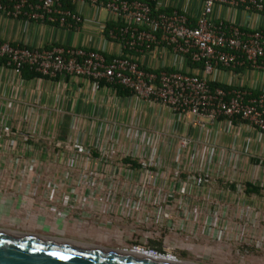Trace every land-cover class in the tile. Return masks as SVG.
Here are the masks:
<instances>
[{"label": "built area", "instance_id": "1", "mask_svg": "<svg viewBox=\"0 0 264 264\" xmlns=\"http://www.w3.org/2000/svg\"><path fill=\"white\" fill-rule=\"evenodd\" d=\"M194 1L197 11L190 15L172 0H0V14L5 17L57 20L60 26L74 29L82 22L80 13L64 8L62 2L74 7L87 5L95 11L103 9L110 17L105 37L120 49L117 54L106 55L91 48L29 47L0 39L1 64L18 75L27 66L49 78L83 76L94 90L120 85L146 102L168 107L173 114L188 113L208 121L223 118L228 125L246 122L264 134V95H251L240 87L212 86L210 77L222 69L264 70V28L242 26L214 15L215 7L260 14L264 0ZM163 53L199 64V72L152 67L144 61L149 54ZM10 125L9 120H0V193L15 192L21 205L31 204L60 217L77 213L84 218L91 211L114 215L127 220L132 231L140 229L142 233V241L123 248L150 257L180 260L174 252L176 245L166 244L161 232L163 227L173 229L170 221L174 217L181 220L182 230L188 222L197 220L199 210L189 206L188 187L198 190L203 184L201 173L197 177L194 174L190 158L183 164L186 173L182 178V161L175 156L171 180L164 186L155 182L157 173L146 168L145 161L155 158V148L148 153L117 154L107 143L61 139L55 132L38 133L32 125L12 136ZM31 139L47 141L67 152L36 154L29 152L31 147L18 152L16 145L27 148ZM189 143L188 138L180 140L182 148ZM92 147H96L97 157L92 156ZM124 157L135 159L139 167L132 168L123 162ZM116 158L121 159L115 163ZM165 177L162 173L161 179ZM202 201L211 216L204 232L214 230L219 238L228 228L227 204L218 208L217 204L223 202ZM239 214L236 212L235 217ZM218 216L221 224L215 223ZM154 236H161V245L148 243ZM261 240H253V245L259 247Z\"/></svg>", "mask_w": 264, "mask_h": 264}, {"label": "crops", "instance_id": "2", "mask_svg": "<svg viewBox=\"0 0 264 264\" xmlns=\"http://www.w3.org/2000/svg\"><path fill=\"white\" fill-rule=\"evenodd\" d=\"M172 2L190 15L197 11V1ZM74 9L82 18L77 29L0 14V39L29 47H84L106 55L117 54L119 46L108 40L103 31L110 23L108 13L87 5H77ZM214 15L242 26L264 28V14L215 7ZM144 61L152 67L163 65L188 73L199 72L197 65L170 53L149 54ZM210 77L214 83L240 87L251 95H264V70L222 69ZM5 119L22 129L32 125L38 133L55 132L61 139H79L91 144L101 141L112 146L117 154L148 153L155 148V156L165 164L169 162L165 171H170L173 166L170 163L178 155L182 161L181 174L186 173L183 164L189 162L188 158L193 172L195 169L225 174L231 170L238 175L242 171V175L255 177L264 174V134L246 122L234 121L228 125L223 118L208 121L188 113L176 115L168 107L146 102L132 93L120 95L114 89L94 90L83 76L24 78L0 63V120ZM182 138L190 140L187 148H182ZM166 181L164 186L168 185ZM248 181L256 183L252 179ZM188 191L189 206L195 205L199 210L197 220L188 222L182 230L179 229L181 220L174 217L170 221L173 229L163 227L161 232L166 244L176 245L174 252L180 260L195 264H264V218L235 217L227 211L228 228L217 238L214 230L204 232L211 219L209 207L194 199V192L207 190H194L190 186ZM224 203L230 208L228 202L217 207L221 208ZM85 214L84 218L77 213L60 217L31 204L21 205L15 192L0 193V230L112 249L143 240L141 230L132 231L127 220L106 213L97 215L93 211ZM220 220L218 216L215 223L221 224ZM161 236L149 238L148 243L161 245ZM255 239L261 240L259 247L253 245Z\"/></svg>", "mask_w": 264, "mask_h": 264}, {"label": "water", "instance_id": "3", "mask_svg": "<svg viewBox=\"0 0 264 264\" xmlns=\"http://www.w3.org/2000/svg\"><path fill=\"white\" fill-rule=\"evenodd\" d=\"M0 264H195L0 230Z\"/></svg>", "mask_w": 264, "mask_h": 264}, {"label": "rangeland", "instance_id": "4", "mask_svg": "<svg viewBox=\"0 0 264 264\" xmlns=\"http://www.w3.org/2000/svg\"><path fill=\"white\" fill-rule=\"evenodd\" d=\"M103 15V12L101 13ZM12 136L15 132L19 133L22 132L24 129L21 127H17L14 125H10ZM60 138V137H59ZM28 147L24 148L21 144L16 145V149L19 151H25V149H30L29 152L36 153V154H46V152H52V154H58L59 152L64 153L63 147H57L53 146V144H48L47 141H39L31 139L28 141ZM91 154L93 157L98 156V151L96 147H92ZM67 152V151H65ZM121 158H116L114 162H119ZM46 163V160H44ZM147 163V169L150 170L151 173H157V177L155 179V182L157 184L164 183L161 179V174L166 172L167 177L166 183H169L172 176V169L173 166H175L174 162L170 163L173 166H170V171H165L166 165L169 164L164 162L159 156H155V158L152 161L146 160ZM167 170V169H166ZM234 171V170H233ZM210 172V171H209ZM138 173V172H137ZM197 171H194V174L197 177ZM201 173V179L202 182L200 185L203 184L202 189L207 190L206 192H194V199L202 201V200H212V201H220V202H228L231 203L230 208L228 205L226 206V211H230L233 216H235L236 212H239V216L243 215L246 217H262L264 218V174L260 175L258 177L255 176H246L242 175V171H240V174L232 173L231 170L229 172L227 171L225 174L222 172H199ZM185 174H181V177L183 178ZM160 177V178H159ZM137 179V176L135 177ZM252 179L256 181V184L261 186V190L258 194H246L244 193V181ZM232 185L233 187H230ZM248 225V224H247ZM246 225V227H247ZM255 225V224H252ZM264 227V223L262 224ZM249 227V226H248ZM254 227V226H253ZM133 242H130L131 244ZM128 244V245H129ZM152 245V244H151Z\"/></svg>", "mask_w": 264, "mask_h": 264}, {"label": "trees", "instance_id": "5", "mask_svg": "<svg viewBox=\"0 0 264 264\" xmlns=\"http://www.w3.org/2000/svg\"><path fill=\"white\" fill-rule=\"evenodd\" d=\"M64 8H68L69 10L73 11L74 10V5L73 4H70L69 2H62L61 4ZM260 14H264V10L260 13ZM41 21H44V22H47V23H52V24H55V25H59L58 21L57 20H53V21H50V20H47V19H43ZM110 26V23H108L104 29V33H106L107 31V28ZM263 29V28H262ZM264 30V29H263ZM109 58V56H107ZM0 63H1V59H0ZM195 65H199L197 63H194ZM21 75L24 77V78H30V77H34V76H41V77H46V76H42V74H40L39 72H36V71H33L31 69H29L27 66H24L21 70ZM212 86H215V85H220L224 88H226L227 86H224L223 84H218V83H214L212 82L211 83ZM113 89L120 95H123V94H131V92L125 88V87H122L120 85H115L113 86ZM123 162L125 163H129V165L132 167V168H137L139 167V163L135 160V159H131L129 157H124L123 159ZM232 186V185H231ZM233 187V186H232ZM261 190V186H259L258 184L254 183V182H251V181H248V180H245L244 181V193L246 194H258Z\"/></svg>", "mask_w": 264, "mask_h": 264}, {"label": "bare ground", "instance_id": "6", "mask_svg": "<svg viewBox=\"0 0 264 264\" xmlns=\"http://www.w3.org/2000/svg\"><path fill=\"white\" fill-rule=\"evenodd\" d=\"M167 260L173 261L174 259H171V258H170V259H167ZM174 261H175V260H174Z\"/></svg>", "mask_w": 264, "mask_h": 264}]
</instances>
